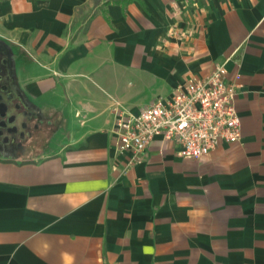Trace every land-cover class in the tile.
<instances>
[{
  "label": "crops",
  "instance_id": "obj_1",
  "mask_svg": "<svg viewBox=\"0 0 264 264\" xmlns=\"http://www.w3.org/2000/svg\"><path fill=\"white\" fill-rule=\"evenodd\" d=\"M0 0V46L34 114L0 152V264H264V0ZM224 65L239 144L197 161L114 128Z\"/></svg>",
  "mask_w": 264,
  "mask_h": 264
},
{
  "label": "built area",
  "instance_id": "obj_2",
  "mask_svg": "<svg viewBox=\"0 0 264 264\" xmlns=\"http://www.w3.org/2000/svg\"><path fill=\"white\" fill-rule=\"evenodd\" d=\"M224 65L205 79H191L169 100L156 99L137 114L117 111L114 134L121 152L138 163L157 138L172 143L178 158L201 160L222 144L242 140L236 101L240 76L227 80Z\"/></svg>",
  "mask_w": 264,
  "mask_h": 264
},
{
  "label": "flooded vegetation",
  "instance_id": "obj_3",
  "mask_svg": "<svg viewBox=\"0 0 264 264\" xmlns=\"http://www.w3.org/2000/svg\"><path fill=\"white\" fill-rule=\"evenodd\" d=\"M35 112L27 106L17 90L13 62L0 46V152L14 153L23 149L36 128Z\"/></svg>",
  "mask_w": 264,
  "mask_h": 264
},
{
  "label": "rangeland",
  "instance_id": "obj_4",
  "mask_svg": "<svg viewBox=\"0 0 264 264\" xmlns=\"http://www.w3.org/2000/svg\"><path fill=\"white\" fill-rule=\"evenodd\" d=\"M41 138V141H34L33 140V135L29 138H27V142L25 143L23 149L19 151V156L21 157H27L29 155H32L35 152L43 151L45 147L55 145V141H50V137L47 134H40L38 135ZM14 154V153H13Z\"/></svg>",
  "mask_w": 264,
  "mask_h": 264
},
{
  "label": "trees",
  "instance_id": "obj_5",
  "mask_svg": "<svg viewBox=\"0 0 264 264\" xmlns=\"http://www.w3.org/2000/svg\"><path fill=\"white\" fill-rule=\"evenodd\" d=\"M131 0H122V1H117V3H124V2H130Z\"/></svg>",
  "mask_w": 264,
  "mask_h": 264
}]
</instances>
